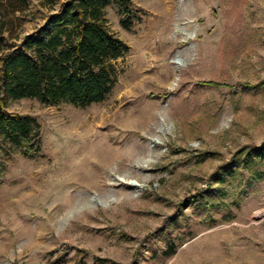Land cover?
Segmentation results:
<instances>
[{
  "label": "rangeland",
  "instance_id": "obj_1",
  "mask_svg": "<svg viewBox=\"0 0 264 264\" xmlns=\"http://www.w3.org/2000/svg\"><path fill=\"white\" fill-rule=\"evenodd\" d=\"M15 1L20 37L60 3ZM103 12L128 51L102 100L8 101L34 143L0 183V264H264V0Z\"/></svg>",
  "mask_w": 264,
  "mask_h": 264
},
{
  "label": "trees",
  "instance_id": "obj_2",
  "mask_svg": "<svg viewBox=\"0 0 264 264\" xmlns=\"http://www.w3.org/2000/svg\"><path fill=\"white\" fill-rule=\"evenodd\" d=\"M110 1L60 0L43 24L22 37L16 33L20 21L15 13L23 5L9 0L10 10L0 8V183L12 150L30 152L34 143L32 120L9 111V99L87 104L111 89L113 59L124 55L128 45L105 25L103 8Z\"/></svg>",
  "mask_w": 264,
  "mask_h": 264
},
{
  "label": "bare ground",
  "instance_id": "obj_3",
  "mask_svg": "<svg viewBox=\"0 0 264 264\" xmlns=\"http://www.w3.org/2000/svg\"><path fill=\"white\" fill-rule=\"evenodd\" d=\"M109 153H110L109 149L106 148L101 153L93 152L92 154L91 153L90 154H91L93 160H96V161H99V162L103 163V162H105L106 160L109 159V157H108Z\"/></svg>",
  "mask_w": 264,
  "mask_h": 264
}]
</instances>
